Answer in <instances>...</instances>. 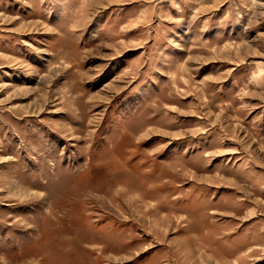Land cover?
<instances>
[{"label":"rangeland","instance_id":"obj_1","mask_svg":"<svg viewBox=\"0 0 264 264\" xmlns=\"http://www.w3.org/2000/svg\"><path fill=\"white\" fill-rule=\"evenodd\" d=\"M0 264H264V0H0Z\"/></svg>","mask_w":264,"mask_h":264}]
</instances>
